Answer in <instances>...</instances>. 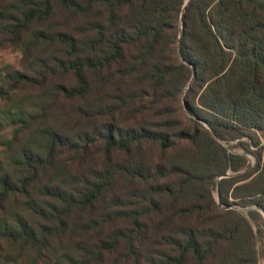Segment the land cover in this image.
<instances>
[{
  "label": "trees",
  "instance_id": "1",
  "mask_svg": "<svg viewBox=\"0 0 264 264\" xmlns=\"http://www.w3.org/2000/svg\"><path fill=\"white\" fill-rule=\"evenodd\" d=\"M0 49L1 264H260L264 0H0Z\"/></svg>",
  "mask_w": 264,
  "mask_h": 264
},
{
  "label": "rangeland",
  "instance_id": "2",
  "mask_svg": "<svg viewBox=\"0 0 264 264\" xmlns=\"http://www.w3.org/2000/svg\"><path fill=\"white\" fill-rule=\"evenodd\" d=\"M20 60H21V55L19 52H16L11 49H0V68L6 64H11L14 67L18 68L20 66ZM10 137H11V130L7 129L4 132H0V141L9 139ZM237 152H241V151L237 150ZM4 158H5V154H4L3 148L0 147V160H4ZM249 159H250L251 164H253V158L249 157ZM214 196H215V199L218 201L216 190L214 191ZM238 210L242 211V209H238ZM10 264H13V263H10ZM17 264H28V262L19 261ZM260 264H264V258L261 260Z\"/></svg>",
  "mask_w": 264,
  "mask_h": 264
}]
</instances>
